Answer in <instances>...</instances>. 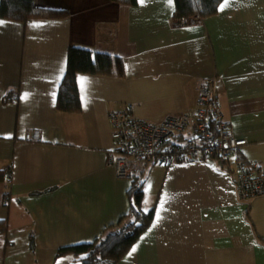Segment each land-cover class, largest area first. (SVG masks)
<instances>
[{"label": "crops", "instance_id": "1", "mask_svg": "<svg viewBox=\"0 0 264 264\" xmlns=\"http://www.w3.org/2000/svg\"><path fill=\"white\" fill-rule=\"evenodd\" d=\"M34 1L67 14L0 18V264H74L57 252L120 228L132 181L116 176L109 113L193 114L207 79L245 144L225 164L148 166L142 209L154 217L117 264H264V196L241 199L235 185L236 162L264 170V0H223L186 25L174 0ZM70 47L120 63L118 75H77V114L56 109Z\"/></svg>", "mask_w": 264, "mask_h": 264}, {"label": "built area", "instance_id": "2", "mask_svg": "<svg viewBox=\"0 0 264 264\" xmlns=\"http://www.w3.org/2000/svg\"><path fill=\"white\" fill-rule=\"evenodd\" d=\"M195 17L181 18L186 25ZM213 79L205 80L197 89L198 107L193 114L167 115L153 124L137 119L132 106L110 112L108 120L115 143V173L131 180L153 164L172 166L183 162L215 159L225 164L245 140L230 135L222 121L220 103L213 90ZM37 140L36 134L25 135ZM235 185L241 199L264 196V170L256 163H235Z\"/></svg>", "mask_w": 264, "mask_h": 264}, {"label": "trees", "instance_id": "3", "mask_svg": "<svg viewBox=\"0 0 264 264\" xmlns=\"http://www.w3.org/2000/svg\"><path fill=\"white\" fill-rule=\"evenodd\" d=\"M133 6L136 0H110ZM223 0H174V20L205 18L216 13ZM66 11L39 7L34 0H0V18L26 23L35 19L62 18ZM120 63L109 54L82 48L68 49L66 72L56 98L59 112L77 114L81 110L76 77L84 75L113 76L119 74ZM118 70V71H117ZM131 202L125 223L115 232L93 244H83L61 249L57 258L71 256L74 264H117L152 223L154 209L144 211L143 181L141 176L131 179Z\"/></svg>", "mask_w": 264, "mask_h": 264}, {"label": "snow or ice", "instance_id": "4", "mask_svg": "<svg viewBox=\"0 0 264 264\" xmlns=\"http://www.w3.org/2000/svg\"><path fill=\"white\" fill-rule=\"evenodd\" d=\"M226 2H227V0H226ZM133 251H135V248H133ZM130 255H131V253H129Z\"/></svg>", "mask_w": 264, "mask_h": 264}]
</instances>
